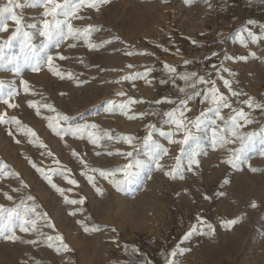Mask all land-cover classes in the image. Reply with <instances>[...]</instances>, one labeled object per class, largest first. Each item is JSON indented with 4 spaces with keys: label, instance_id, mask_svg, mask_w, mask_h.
Instances as JSON below:
<instances>
[{
    "label": "rangeland",
    "instance_id": "rangeland-1",
    "mask_svg": "<svg viewBox=\"0 0 264 264\" xmlns=\"http://www.w3.org/2000/svg\"><path fill=\"white\" fill-rule=\"evenodd\" d=\"M15 2L23 5L14 11L24 30L32 34L33 45L39 48L43 21L52 17H45L40 0ZM6 4L7 0H0V7ZM78 16L82 18L72 20L74 27L91 26L96 31L87 41L84 37L69 39L59 48L37 51L39 72L21 63L17 75L10 70L11 65H0V115L5 120L15 117L24 129L36 133L31 137L15 124H0V165H7L0 169V206L12 209L22 202L31 206L33 201L27 198L34 197L37 211L47 213L55 225L46 227L41 219L36 232L24 233L17 227L19 239L15 243L0 235V264H117L124 246L130 251L127 264L131 258L141 264H169L173 260L174 264H264V107H257L264 105V0H107L98 5V10L82 7ZM7 24V31L0 32V44L15 32L16 24L11 19ZM245 30L260 39L252 43ZM241 36L246 47L240 43ZM108 40L113 43H104ZM89 43L103 46L90 50ZM21 47L22 38L17 36L5 46V55H20ZM47 55L53 56V65L64 79L48 70ZM59 55L67 59L60 60ZM165 64L174 66L179 74L195 72L215 81L218 94L231 104V108L220 107L224 119H217L210 85H197L196 90L208 94V99L201 95L187 102L190 111H185L182 119L191 127L188 122L199 118L201 125L199 130H192L193 139L183 146L186 155L181 157L174 178L165 176L164 169L176 167V156L169 162H165L166 156L161 160L164 169L160 173L149 159L153 145L145 143L149 133L152 141L163 147L168 140L161 132L177 133L173 139L183 138L165 113L176 110V118L181 119L180 100L192 89L170 74ZM68 73L72 79L67 78ZM224 80L230 82L231 91ZM22 81L27 82L28 92ZM181 88L186 91L182 93ZM9 92L15 95L9 97ZM121 92L123 96L118 95ZM5 99L16 106L8 107L2 102ZM163 100L176 103H158ZM109 101L114 103L106 110ZM30 103L40 106V115L29 107ZM45 104L56 111H49ZM241 110L251 123L237 117L240 126L234 129L231 117ZM57 116L68 117L67 122H59V135L48 127L49 119L55 124ZM85 124H95L96 128L75 136L65 131L69 126ZM213 128L227 139H233V130L242 136L257 133L245 144L239 168L224 161L229 158V149L241 148L240 141L223 146L214 143ZM122 137H132L131 145ZM40 143L46 147L40 148ZM174 146L176 154L180 153V145ZM193 150L198 153L199 167L194 164L188 171ZM129 151L144 166L133 168L132 182L116 191L109 180L120 179L121 175L105 179L99 172L130 163L132 158L117 154ZM33 163L52 176L63 196L32 167ZM4 172L18 177L5 176ZM83 172L94 176L96 188L103 195L88 183ZM68 179H75L77 184H69ZM21 181L26 188L21 187ZM65 197H83L85 204L65 203ZM229 220L238 223L228 227ZM77 221L102 230L86 233ZM193 226L197 231L184 240ZM57 235L63 236L71 251H55L59 246ZM48 236L53 240L48 241ZM28 240L38 243L23 242ZM49 243L53 246L48 247ZM173 251L177 252L174 258L170 255Z\"/></svg>",
    "mask_w": 264,
    "mask_h": 264
},
{
    "label": "snow or ice",
    "instance_id": "snow-or-ice-1",
    "mask_svg": "<svg viewBox=\"0 0 264 264\" xmlns=\"http://www.w3.org/2000/svg\"><path fill=\"white\" fill-rule=\"evenodd\" d=\"M42 3L45 12L44 15L45 17L51 16L52 20L49 21L48 19H45L43 21V30L41 31L40 35L43 37V41L41 42V45L39 48L33 45L32 43V34L28 31H25L23 26H22V20L21 18L16 14L14 11V8H21L23 5L19 2H15V0H7V4L3 7H0V32L2 31H7L8 29V24H7V19H11L16 24V29L15 32L12 34V37L8 41H5L4 44H0V65H11V71L14 72L15 74L19 75L20 74V67L21 63L25 66H28L31 68L33 72H39L41 70L40 63L38 62L37 59V51H45L49 47H55L59 48V46L64 43L66 40L69 39H80L81 37H84L85 40L87 41L88 35L96 31V29L92 28L91 26L85 27L83 29L74 27L72 24V20L74 19H81L82 17L78 16V13L80 12L82 7L87 6L88 8H92L95 10H98V5L100 3L107 2V0H62V2H59V0H40ZM207 2V0H206ZM50 6V7H49ZM7 14V15H6ZM63 17V19H61ZM249 24H253L255 22L249 21ZM28 28H33L35 25H28ZM247 31V30H245ZM17 36L22 38V47H21V52L20 55L13 56V57H8L5 55L4 48L6 45L10 44L11 39H15ZM247 36L250 38L252 43H256L260 37H257L255 34H253L251 31H247ZM104 43L106 44H111L113 43L112 40L105 41ZM240 43L242 46H247V42L241 36L240 38ZM103 44L101 45H95V44H88V47L90 50H96L98 47H102ZM128 55H132L133 53H127ZM144 54V53H140ZM253 57H255V53H250ZM60 60H65L67 57L63 55H59ZM235 59V58H233ZM240 59H246V57H240ZM45 63L47 64L48 70L52 72L54 75L58 76L60 79H64L65 76L61 72L57 71L56 68L53 65V56L52 55H47ZM129 67H132V65H129ZM165 69L170 73V74H175L178 76L179 79L183 80L185 82L186 88H191V94L187 95L184 99L180 100V117L181 119L176 118V110L169 111L165 113V115L169 118V120L175 124L176 129L179 132H182L183 138L182 139H173L172 137L176 135L177 133H165L161 132L160 135L164 136L167 138L168 143L170 144H178L181 146V153L184 152V145H187L191 139H193V134L192 130L196 129L199 130L200 125H201V120L197 118L195 121H190L188 122L191 124V127L188 126V124L185 123V121L182 119L184 117L185 111H190V109L187 108V102L194 97H199L201 95L204 96V99H208V94L202 93L201 91H197V85H210V93H211V98L213 102L217 104V108L215 110V115L217 119L223 120L224 118L220 116V107H226V108H231V104L228 103L224 95L218 94L219 90L215 87V81H210L208 78H206L203 75H198L195 72H189V73H184V74H179L177 73V70L174 66H170L165 64ZM68 79H72V74L68 73L67 74ZM128 77H125L127 79ZM118 82V81H117ZM165 81H161V83H164ZM24 84V90L25 92L29 91V86L26 81H22ZM224 85L225 87L229 88L231 91V85L228 80H224ZM186 88H181L180 91L183 93L186 91ZM0 89H3V84L0 83ZM9 97L15 95V92H9ZM118 95L123 96L124 93H118ZM232 95H238L236 92H232ZM3 103L7 104L8 107H15L16 105L10 104L7 99L2 101ZM161 102H166V103H176L175 101L172 100H163V101H158V103ZM113 101L108 102V109L110 110L113 105ZM248 106L251 108L253 106L251 98L248 101ZM29 107L35 108L37 115H40V106L35 104V103H30ZM43 107L47 108L51 112H55V108H53L51 105L45 104ZM121 108L125 107V105L121 104ZM257 107H264V105H257ZM235 111V110H234ZM237 117L240 119H243L245 123H251L250 120L247 119L245 113L243 110L239 111L236 113L235 116L231 117V123L233 125V128L235 129L236 127H239L240 125L237 122ZM68 117L66 116H57L56 117V123H53L52 119H49L48 122V127L52 129L53 132H56L57 135L60 133L57 131V128L59 126L60 121L67 122ZM213 124L216 123L215 120L212 121ZM0 124H15L17 126V129L19 131H26L27 134H29L31 137H36V133L32 131L31 129H24L23 126L21 125V122L17 120L15 117H12L11 120H5L3 115H0ZM88 128H96L95 124L89 125L85 124L82 126H76L75 128H72L69 126L65 131L66 132H71L74 136L77 135L78 133L82 134L83 131L87 130ZM223 131V129H221ZM264 131V130H262ZM9 135H12V132H9ZM257 133L253 132L251 134L247 135H240L238 132L235 130L232 131V137L233 139H227L225 137L219 136L217 134L216 128H213V137H214V143H219L222 146L234 143L235 141H240L241 148L240 149H229V158L224 161V163L230 165L231 167L234 168H239L240 163L242 162L241 160V152L243 151V148L247 142H250L254 136H256ZM91 137V134H90ZM98 139V138H97ZM97 139H93L92 143L97 144ZM108 139H112L111 136L108 137ZM122 140H124L126 143L131 145L132 142V137H122ZM17 143H20L19 140L16 141ZM31 143L32 141L29 140ZM151 143L153 145V151L151 153V164L155 165V168L157 171H163L164 166L161 164V160L165 156L169 154V150L163 145L159 144L156 141H152V134L149 133L148 137L145 139V143ZM40 148H45L46 145L43 143H40L38 145ZM112 153H109L111 155ZM121 156H125L128 158H132L130 163L125 164L121 168L114 170V171H100L99 175L105 179H108L109 177H116L117 173L121 175L120 179H110L109 183L113 185V187L116 189V191H121L123 190V186L125 184L131 183L132 179L135 175V173L132 171L133 168H141L144 166V163L140 160H137L133 158V153L132 152H120L117 153ZM48 155L51 156L52 153L48 152ZM73 155H75V152H73ZM198 153L197 151L193 150L191 153V159L189 160V166H188V171H192V165H196L199 167V161L196 159ZM27 159V157H26ZM176 167L173 168L171 171H164L165 176H169L174 178L175 175L179 172V166H180V161L181 157L176 156ZM29 163H32L29 161ZM57 164H59V161H56ZM82 164H84L85 167H87L86 163L82 160ZM32 167L36 168L37 172H40L42 176H44L45 180H47L48 184L55 189L56 192L60 193L63 196V190L55 183H53L52 176L44 172L41 168L37 167L34 163L32 164ZM7 165H0V169H6ZM93 172L97 171L96 169H92ZM252 171H256L255 169H252ZM5 176L8 175H14L18 177V174L16 173H3ZM82 175L87 176V180L89 184H92L94 188H96L95 184V178L92 175H87L86 172H83ZM183 178V176H181ZM67 179V177H65ZM67 182L72 185H76L77 181L75 179H68ZM21 187H27V185L21 181ZM224 183H228L227 180L224 181ZM13 191H18V189H13ZM96 192L99 195H103V192L101 189L96 188ZM5 197L8 200H12V196L8 195L7 193H4ZM208 197H205L207 199ZM29 201H33L32 205L29 206L26 203L22 202L21 205H18L16 208L12 209H5L3 206H0V235L3 236L5 240L11 241L15 243L19 237L16 236V229L17 227L21 232L28 233V232H36L37 225L41 219L45 221L44 226L50 227V228H55V225L51 223V221L48 219L47 213H40L37 211L39 208V205H37L34 202V197L29 196L27 198ZM65 203L68 204H79L83 205L85 204V198L81 197L77 200H69L67 197L64 198ZM252 207H256L255 203L252 204ZM70 215H76V212H71L69 213ZM90 219V218H89ZM78 223L81 224L83 227L84 231L86 233H92V232H97L101 231L102 229L99 226H92V227H87L83 224L81 221H77ZM238 223L237 220H229L226 222V226L231 227L232 225H235ZM208 229L211 231V233H214V229H212V225L208 224L207 225ZM112 231H115V229H112ZM197 231L196 227L193 226L192 229L184 236V240H188L193 233ZM203 234V233H201ZM42 235V233H41ZM48 241H52L53 237L48 236L47 237ZM55 240L59 241V246L55 248V251L57 253H60L62 250L64 252L71 251L69 246L64 242V238L61 235H57L55 237ZM24 243H29L36 245L38 243L37 240H28V241H23ZM53 245L51 243L48 244V247H52ZM137 250L133 249V252L135 253ZM180 254H183V251L180 252ZM173 258L177 255L176 251H173L170 254ZM169 264H174V260L170 261Z\"/></svg>",
    "mask_w": 264,
    "mask_h": 264
},
{
    "label": "bare ground",
    "instance_id": "bare-ground-1",
    "mask_svg": "<svg viewBox=\"0 0 264 264\" xmlns=\"http://www.w3.org/2000/svg\"><path fill=\"white\" fill-rule=\"evenodd\" d=\"M180 135H181V134H180ZM165 141H166V140H165ZM166 143H167V144H166ZM166 143H165V144H166L165 146H167V147L169 146L168 148L166 147V148L169 150V154H168V156H166V157L164 158L165 162H167V161L169 162V160L172 159L173 156H180V157H183L184 155H186V154H185V153H186L185 151H184L183 153H181V152L179 151L180 153H177V154H179V155H177V154H176V150H177L176 147H177V146L175 147V146H174L175 144H173V145L170 144V145H171V146H170V145H168V144H169L168 142H166ZM165 146H164V147H165ZM180 147H181V146H180ZM178 150H179V146H178ZM142 158H143V156H142ZM149 159H150V158H149ZM142 160H143V159H142ZM148 161H149V160H148ZM172 161H174V160H172ZM154 166H155V165H154ZM169 167H170V166H169ZM165 170H166V169H164V171H165ZM139 171H140V170H139ZM169 171H170V170H169ZM142 172H143V171H142ZM160 173H162V171H161ZM154 176H155V175H154ZM159 176H160V175H159ZM148 178H149V177H148ZM151 178H152V177H151ZM159 178H160V177H159ZM161 180H162V179H161ZM149 181H150V180H149ZM149 181H148V182H149ZM146 183H147V182H146ZM153 185H154V184H153ZM148 187H149V186H148ZM149 188H150V187H149ZM158 188H159V187H158ZM151 189H152V188H151ZM145 191H146V190H145ZM149 193H150V191H149ZM155 193H156V192H155ZM158 193H159V192H158ZM151 197H152V196H151ZM120 200H122V199H120ZM127 201H128V200H127ZM121 202H122V201H121ZM119 204H120V203H119ZM179 256H180V255H179ZM179 256H178V257H179Z\"/></svg>",
    "mask_w": 264,
    "mask_h": 264
},
{
    "label": "crops",
    "instance_id": "crops-1",
    "mask_svg": "<svg viewBox=\"0 0 264 264\" xmlns=\"http://www.w3.org/2000/svg\"><path fill=\"white\" fill-rule=\"evenodd\" d=\"M132 251H133V249H132ZM128 252V253H127ZM129 252L130 251H128L127 250V248H126V246H124L123 248H122V251L120 252V256H122V257H120L122 260H120V262H118L117 261V264H127L126 263V257L129 255ZM125 256V257H124ZM135 256V255H134ZM136 258H137V255L135 256ZM128 259H130V258H128ZM128 261V260H127ZM129 262H130V264H141L140 262H133V258H131V260H129ZM132 262V263H131Z\"/></svg>",
    "mask_w": 264,
    "mask_h": 264
}]
</instances>
